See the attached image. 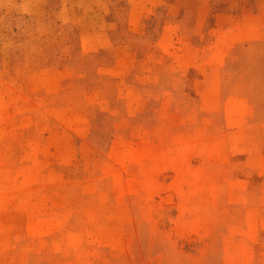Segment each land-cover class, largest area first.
Masks as SVG:
<instances>
[{"label":"rangeland","instance_id":"obj_1","mask_svg":"<svg viewBox=\"0 0 264 264\" xmlns=\"http://www.w3.org/2000/svg\"><path fill=\"white\" fill-rule=\"evenodd\" d=\"M250 2L0 0V264H264Z\"/></svg>","mask_w":264,"mask_h":264},{"label":"crops","instance_id":"obj_2","mask_svg":"<svg viewBox=\"0 0 264 264\" xmlns=\"http://www.w3.org/2000/svg\"><path fill=\"white\" fill-rule=\"evenodd\" d=\"M251 4L254 7L242 8L234 20L240 29L251 31L254 40L264 42V0H255Z\"/></svg>","mask_w":264,"mask_h":264}]
</instances>
